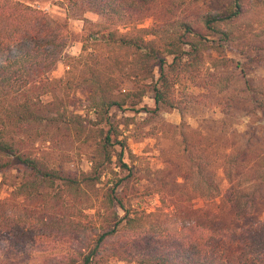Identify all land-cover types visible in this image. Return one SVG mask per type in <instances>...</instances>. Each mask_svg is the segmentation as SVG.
Wrapping results in <instances>:
<instances>
[{"label": "trees", "instance_id": "16d2710c", "mask_svg": "<svg viewBox=\"0 0 264 264\" xmlns=\"http://www.w3.org/2000/svg\"><path fill=\"white\" fill-rule=\"evenodd\" d=\"M71 3L104 17L101 22L82 17L80 51L69 57L71 66L76 62L83 65L85 75L80 82L87 85L86 98L95 120L67 114L57 103L55 116H42L57 98L55 88L63 86L64 78L48 74L68 44L67 24L55 23L44 9L27 0H0V114L5 113V119H0V185L7 170L17 171L19 178L8 195L0 198V264L1 253L32 254L28 244L39 247L54 232L77 235L78 245L74 249L69 246L61 256L63 264H95L101 245L108 240L113 248L133 256L137 264H264V221L218 226L207 217L201 218L204 208L186 205L176 196H170V202L162 196L163 207L156 212H132L123 200L132 172L124 161L129 152L127 139L110 113L115 107L137 111L132 106L142 101L146 91L153 100L152 108H140L146 113L158 115L178 107L174 86L188 71L186 67L202 58L205 49L222 54L238 71L243 93L237 101L264 112V89L251 83L249 76L264 63V40H241L224 26L247 11L244 0H229L223 9L206 13L199 26L178 19L174 29L166 32L163 46L154 38L165 30L163 18L186 0ZM145 16L152 17L151 24L138 26ZM103 45L106 50L98 53ZM227 52L233 57H226ZM123 77L138 85L122 87ZM148 78L150 82H144ZM70 83L71 79L65 83L68 88ZM134 87L138 89L135 92ZM47 93L52 100L43 102L41 95ZM43 120L61 122L78 138L84 137L91 148L88 169L69 171L22 147L15 132H26L28 125ZM240 150L242 154L235 160L241 166L249 159L247 147ZM112 164L122 168L114 170ZM123 169L128 174L121 176ZM222 169L228 186L222 189L210 174L202 179L205 188L198 195L206 201L221 197L229 213L241 219L255 210L264 193L258 182L239 188ZM103 176L108 177L97 189ZM37 253L44 259L52 254L45 248Z\"/></svg>", "mask_w": 264, "mask_h": 264}, {"label": "rangeland", "instance_id": "374dc122", "mask_svg": "<svg viewBox=\"0 0 264 264\" xmlns=\"http://www.w3.org/2000/svg\"><path fill=\"white\" fill-rule=\"evenodd\" d=\"M27 1L44 9L55 23H66L69 30L68 44L57 55L48 74L53 78H64L63 86L55 88L57 98L49 106V111H43L42 116H55L57 103L65 108L67 114H81L95 120L93 109L89 107L86 98L87 85L80 82L81 76L85 75L82 71L83 65L76 62L73 64L75 66H71L69 57L77 56L80 51L82 17L96 22L103 21L104 17L88 10L84 11L82 7L73 5L71 0ZM228 2L229 0H186L175 12L168 14L167 19L163 18L165 21L162 22V28L165 30L161 35L159 33L154 37L155 43L159 46L165 44L166 32L174 29L178 19L184 18L192 21L194 26H199L206 13L221 10ZM244 3L247 11L234 22L224 26L241 40H264V0H244ZM151 22L152 17L145 16L138 22V26L146 27ZM120 30L124 31V28ZM105 50L106 46L103 45L97 52L102 53ZM112 54L115 55V52ZM226 57H233V53L227 52ZM129 65L130 63H127L126 67ZM186 68L188 71L174 86L178 107L158 115L146 113L140 109L142 106L153 107L150 93L146 91L142 101L132 106L137 111L116 107L110 111L112 119L118 125L117 128L126 136L129 149L124 161L132 172L123 191L125 205L138 214L156 212L158 208L163 207L162 196L166 202L171 201L170 196H176L180 198L178 200L185 201L186 205L188 203L194 208H204L201 218L206 220L207 217L212 224L218 226L230 224L239 227L245 223L264 221V197L257 202L253 212L240 219L229 213L221 197L206 201L198 195L201 188H205L202 179L206 176H214L222 189L228 186L229 182L222 168L231 174L232 182L239 188L258 182L264 193V112L246 108L242 102L237 101L243 93L242 79L231 62L215 50L205 49L202 58ZM249 76L251 83L264 89V63ZM123 78L121 85L124 88L138 85L135 80ZM66 79L72 81L70 88L65 84ZM146 80L144 82H150L149 78ZM132 90L135 92L138 89L134 87ZM134 98L136 99V96L132 99ZM41 99L43 102L52 100L49 93L41 95ZM1 118L5 119V113L0 114ZM26 128V132H15V137L20 139L22 147L29 148L48 163L60 164L69 171L89 168L91 163L87 153L91 148L86 145L83 136L78 138L73 130L65 129L63 123H47L43 120ZM241 146L247 147L246 155L249 160L240 166L235 158L241 156ZM113 158L115 160V157ZM112 165L117 171L122 168ZM125 174H128L127 169L120 173L121 176ZM176 175V179H173ZM182 175L185 177H181ZM4 176L5 181L0 185V198L7 196L19 179L15 170H7ZM107 177H102L101 184L96 186L97 189L103 186ZM172 217L175 219V216L166 218ZM76 237V234L63 235L54 232L46 237L39 247L28 244L32 254L9 251L1 253L2 264H63L60 262L61 256L69 246L74 249L78 245ZM44 248L52 253L47 259L37 253ZM95 264L137 262L127 252L113 248L108 240L101 245Z\"/></svg>", "mask_w": 264, "mask_h": 264}]
</instances>
